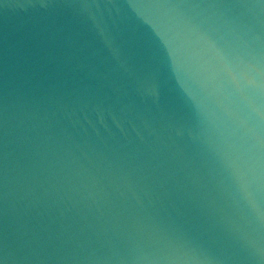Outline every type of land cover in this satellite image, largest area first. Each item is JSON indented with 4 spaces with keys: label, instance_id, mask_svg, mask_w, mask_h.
<instances>
[{
    "label": "water",
    "instance_id": "water-1",
    "mask_svg": "<svg viewBox=\"0 0 264 264\" xmlns=\"http://www.w3.org/2000/svg\"><path fill=\"white\" fill-rule=\"evenodd\" d=\"M0 264H264V0H0Z\"/></svg>",
    "mask_w": 264,
    "mask_h": 264
}]
</instances>
